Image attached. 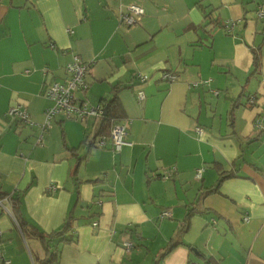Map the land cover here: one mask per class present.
Wrapping results in <instances>:
<instances>
[{"label": "crops", "instance_id": "obj_1", "mask_svg": "<svg viewBox=\"0 0 264 264\" xmlns=\"http://www.w3.org/2000/svg\"><path fill=\"white\" fill-rule=\"evenodd\" d=\"M131 4L143 12L126 24ZM260 6L0 0V264H43L34 232L67 217L49 264H264ZM73 56L89 63L77 98L96 105L116 87L129 142L119 150L109 137L86 145L99 139V117L61 111L41 126L44 83L66 82ZM15 105L31 124L7 114ZM217 168L235 175L207 192Z\"/></svg>", "mask_w": 264, "mask_h": 264}, {"label": "built area", "instance_id": "obj_2", "mask_svg": "<svg viewBox=\"0 0 264 264\" xmlns=\"http://www.w3.org/2000/svg\"><path fill=\"white\" fill-rule=\"evenodd\" d=\"M143 9L141 6L131 4L126 7L124 13H121L120 19L126 24H133L135 17L142 14ZM256 14L260 18H264V6H260L256 10ZM89 63L82 62L77 56H73L71 62L67 63L64 67L68 78L66 82H45L42 90V94L47 98L51 104L45 109V119L42 123L43 128L50 126V119L58 112H64L67 117H101L103 114V108L100 103L96 105L89 104L85 99H79L74 94L75 91H83L87 88V84L84 81V76L88 71ZM169 79H173V75H165ZM146 75H139V81L143 82L146 80ZM136 97L138 99L144 98V93L141 89L136 90ZM7 114L16 117L22 121H26L31 124L28 119V114L24 108L19 105L11 106L7 110ZM40 137L38 138V141ZM103 140L100 139L97 142L98 146L103 144ZM110 143L113 150H119L123 145H127L129 142L126 140L125 125L122 122L116 123L112 126L110 131ZM53 189L54 187L51 186ZM168 215L167 211L161 212L160 217ZM94 224H96L94 222ZM1 236V231H0ZM127 247L129 243L125 244Z\"/></svg>", "mask_w": 264, "mask_h": 264}, {"label": "trees", "instance_id": "obj_3", "mask_svg": "<svg viewBox=\"0 0 264 264\" xmlns=\"http://www.w3.org/2000/svg\"><path fill=\"white\" fill-rule=\"evenodd\" d=\"M252 55H253V65L257 68L259 67L260 61H259V55L256 53V51L252 50ZM113 95L111 97L110 100L108 101H100V105L102 106V108H105L106 113L102 114L100 118L101 123H100V128L97 131L95 137H99L98 140L100 139H105L108 138L110 139V131L111 128L114 124L121 122L123 115H122V107L121 104L119 102L118 96L115 93L116 91V87H113ZM126 130V135H127V129L125 127ZM97 140V142H98ZM97 142L95 143L93 142H89L88 144H86L89 148L92 146H98ZM218 169V175L219 178L216 180V185L214 186V188H208L207 192H212L217 190L218 184L225 178L227 177H231L234 176L233 173L231 172H227L225 170H222L220 168ZM262 174H264V172H261ZM190 214V213H189ZM188 216V215H187ZM187 224V219L185 220V223L182 224L180 226V228L178 229V231H183L186 227ZM22 225H24V223H22ZM71 227L70 225V217H67L66 220L64 221V223L62 224V226L56 230V231H52L49 234H44L41 231H35L34 233L44 242V247L47 251V256L43 261V264H49V262H51L52 259L55 258L56 255V250L55 248H53L55 242L59 241V240H67V238L65 237V234L67 233V231L69 230V228ZM52 242V246L49 245V243ZM175 243H171L170 246L174 245ZM52 247V249H51Z\"/></svg>", "mask_w": 264, "mask_h": 264}, {"label": "water", "instance_id": "obj_4", "mask_svg": "<svg viewBox=\"0 0 264 264\" xmlns=\"http://www.w3.org/2000/svg\"><path fill=\"white\" fill-rule=\"evenodd\" d=\"M106 113V111H105V108L103 109V114H105Z\"/></svg>", "mask_w": 264, "mask_h": 264}]
</instances>
